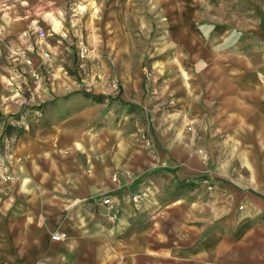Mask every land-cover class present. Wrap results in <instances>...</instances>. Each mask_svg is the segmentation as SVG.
Here are the masks:
<instances>
[{"label":"rangeland","instance_id":"1","mask_svg":"<svg viewBox=\"0 0 264 264\" xmlns=\"http://www.w3.org/2000/svg\"><path fill=\"white\" fill-rule=\"evenodd\" d=\"M0 36L49 54L35 57L38 82L26 64H11L0 126L19 135L25 121L56 122L70 97L69 110L90 100L103 129L75 139L97 158L107 152L110 172L124 170L144 192L118 224L104 195L92 197V255L104 264H264V0H0ZM175 148L180 159L162 155ZM8 149L1 136L0 172L11 171ZM138 154L147 167L122 169Z\"/></svg>","mask_w":264,"mask_h":264},{"label":"crops","instance_id":"2","mask_svg":"<svg viewBox=\"0 0 264 264\" xmlns=\"http://www.w3.org/2000/svg\"><path fill=\"white\" fill-rule=\"evenodd\" d=\"M66 32L75 33L74 30L63 29L62 33ZM13 33L23 34L22 31ZM11 46L5 44L0 36V87L11 83L10 78L13 77L9 78L8 74L13 72L15 59L22 67L26 58L36 65L35 57L47 51L44 44H29L24 48ZM25 68L28 67L25 65ZM70 98L65 101L69 105L62 106L63 112L55 113L57 120L50 125L45 114L40 125L34 120L25 121L19 135H6L0 126V137L8 139V150L14 155L8 172L14 179L1 183L0 264H104V260L92 255L88 249L92 248V240H84L86 232H92V214H89L92 197L96 193L112 194L118 205L117 224L126 220L128 211L132 212L141 205L132 204L130 200L136 184L129 185L127 173L124 170L110 172L108 153L103 154L104 159L97 158V154L92 155L90 145L84 150L80 140L75 139L74 136L79 134H98L103 128L97 126L96 117L92 118V101L82 99L80 103L86 107L81 106L80 111L69 110V106L78 101ZM230 99L226 102L229 111L224 112L226 124H229L228 133L234 132L235 127L233 130L231 127L237 124L235 103ZM102 118L111 119L112 110H105ZM226 124L224 122L223 129ZM50 130L54 137L50 138ZM56 137L57 142H54ZM66 141L70 149L61 151ZM55 144L58 148H54ZM65 150L69 151L67 155ZM176 151L177 148L175 151H162V155L178 160L180 155ZM135 157L125 162L122 169L134 172L147 167L148 157L139 154ZM2 160L5 161V157L0 153ZM113 172L120 174L119 186L111 180ZM88 215L86 221L85 216ZM54 232L62 234L63 238L53 240L51 235Z\"/></svg>","mask_w":264,"mask_h":264},{"label":"built area","instance_id":"3","mask_svg":"<svg viewBox=\"0 0 264 264\" xmlns=\"http://www.w3.org/2000/svg\"><path fill=\"white\" fill-rule=\"evenodd\" d=\"M38 34L40 38L45 37V31L43 29H39L38 30ZM87 52L88 49L85 46H81L79 47V59H85L87 56ZM44 56L48 57L49 54L47 52H44ZM25 64L28 66L29 68V73L30 76L33 78L34 82H38L39 78H41V74L39 72V66L38 65H34L31 61V59L26 58L24 60ZM202 153V152H200ZM202 158L203 160L206 159V156L204 153H202ZM130 177V180H132L131 176L128 175ZM13 176L11 174H8L6 172H0V199H1V195L3 193V186H1V183H8L10 181H12ZM111 180L112 182H114L115 184H117V186L120 185V174L118 172H113L111 175ZM144 195V192H133L130 195V200L131 202H133L134 204L139 203L141 197ZM101 205L105 208L106 211V215L107 217L113 221L116 220L118 217V205L114 199V197L112 196V194H105L101 201H100ZM61 237V234H57L53 236V239H59Z\"/></svg>","mask_w":264,"mask_h":264},{"label":"trees","instance_id":"4","mask_svg":"<svg viewBox=\"0 0 264 264\" xmlns=\"http://www.w3.org/2000/svg\"><path fill=\"white\" fill-rule=\"evenodd\" d=\"M99 98V97H98ZM10 129H11V126H7L6 128H5V130H4V132H5V134L6 135H9L10 134Z\"/></svg>","mask_w":264,"mask_h":264}]
</instances>
